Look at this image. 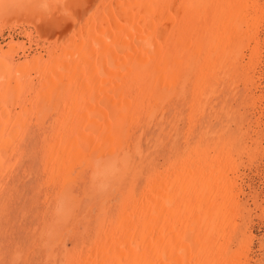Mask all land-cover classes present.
Here are the masks:
<instances>
[{"label": "rangeland", "instance_id": "rangeland-1", "mask_svg": "<svg viewBox=\"0 0 264 264\" xmlns=\"http://www.w3.org/2000/svg\"><path fill=\"white\" fill-rule=\"evenodd\" d=\"M235 1L232 0V3H239V0ZM186 2L187 0H180L181 11L184 10ZM197 2H200V7L197 4V10H199L202 8L201 1ZM245 6V11L248 14H258L257 12H259L260 33L256 37L258 43L255 44L250 37L243 36L244 38L242 37L240 40L243 44L239 43L240 50L238 49L225 58L223 61L225 65H220L218 73H213L211 76L210 83L202 86L205 87L204 93L198 95L197 84L200 75H202L204 67L202 64L206 63L209 49L206 46L201 51L197 49L198 53L196 49L192 52V42L194 43L197 38L194 34L197 26H200L201 30H205L210 25L203 19L198 22L186 23L183 26L184 31L179 34L182 36L183 45L177 53L179 62L177 71L171 78H168L167 88H162L161 85L157 86L161 79L158 75L153 77V82L157 87L155 88L157 94L155 97H159V99L157 98L158 101H147V106L143 107L145 111H137L138 114L141 113V116L136 118L134 126H131L124 136H121L117 131H115L116 133L110 132L111 138L109 139L112 141L109 140V143H104L103 136L100 134L101 128L95 127L93 132H89L88 126L83 129V136L87 133L89 136L83 138L80 136L81 140L77 137L70 140L73 144L76 143L75 145L78 142V147H82L84 151L87 149V152L89 149L92 152L95 146L96 152L93 150L91 153V155L93 154L91 162H85L83 167L77 163L71 165L72 170H68L69 165L68 167L62 165L63 160H52L54 165H50L49 160L52 152L51 145L57 139L55 136H58L62 118L64 116L66 118L73 117V114L71 116L67 112L68 109L70 110L74 105L84 106L85 112L89 109V107L86 108L89 104L88 100H82V96L91 93L86 92L90 87L85 81H77L79 84L75 81L71 83L69 81L71 80L69 79L70 71L67 74L68 70H66L60 73L61 78L59 75L57 76L61 80L57 77H55L56 80L46 78V81H49L48 86L52 85L50 95L48 93L39 97V87H37L35 90L33 88L27 89L29 91L21 90L22 92H18V95L15 94L17 97H11L12 99L8 100L9 112L6 111L3 116H0V132L2 133H0V137L5 136L8 138L7 141H13L10 148L5 140L7 145H3L1 150L2 152L7 151L9 158L1 166L0 171V174L4 172L0 177V264H91L88 261L99 251L98 246L100 247L104 236L113 237L120 222L134 216L141 198L150 202L151 195L157 192L168 196L167 190L171 186L184 189L191 186L197 187L199 184L201 187L207 179L212 178V173H214L212 179L216 180L212 184V189H217L216 193L225 195L231 208L228 223V229L231 231L227 229L230 234L228 233V236L220 241V245L224 244V254L221 256L219 264H228L236 258L240 264H264V0H254L253 4L252 0H247ZM198 14L197 12L193 13L196 16ZM25 28L23 25L16 26L13 32L7 29L0 40L6 43L13 39L18 44L25 40L28 41L23 31ZM41 45L40 43L38 46ZM29 46H31L30 43ZM38 46L30 47L28 55H21L22 57H18L17 61L31 60L34 54L45 50L43 48L37 50ZM254 47H257L256 58L250 55ZM55 50L53 47H48L43 53L49 60L51 54L57 53ZM194 56L195 60L198 59L195 62L193 61ZM185 60L186 63L193 61L194 68L192 65V68L188 69L190 72L186 69V74L181 75L184 71L183 67L186 66L184 65ZM52 67H49L51 70L47 69V73H51ZM199 68L201 69L199 70ZM37 70L32 74H38ZM155 73L156 71L151 69V75ZM190 73L192 78L194 76V81L191 76H188ZM63 75L66 77L63 78ZM183 78L189 82H185ZM57 80L59 82H55ZM176 83H179L178 87ZM16 84L18 83L14 81L11 86ZM62 84L66 85L64 90L60 88ZM168 85H172V87ZM76 87L78 88L76 89ZM69 88H71L70 91ZM52 89L53 92L58 90L57 94L52 93ZM68 91L69 93L66 95ZM51 95L54 96L52 100L49 99ZM69 95L72 96V99H69ZM194 95L199 96V99L195 101ZM62 99L64 100L62 101ZM76 99L82 100V102L75 103ZM164 102L165 104H163ZM38 108L39 110H36ZM46 108L47 110H45ZM57 108L59 109L57 110ZM87 112L89 114V110ZM194 114L195 116H191ZM14 125H16V129H13ZM10 127L12 128L10 129ZM14 130L17 131L14 132ZM11 135L13 137H10ZM64 142L66 143V141ZM116 144L118 145L116 146ZM108 150L112 154H109ZM108 154L111 156L109 157ZM118 157L122 159V163ZM2 158L5 157L0 159ZM129 159L131 163L127 164ZM132 159L134 162L131 161ZM101 160L103 162H100ZM90 163L93 167L90 166ZM105 165L107 167H104ZM75 167L79 169L77 170ZM63 169L67 172H62ZM95 174H97L96 178ZM105 174L106 177L104 176L103 179ZM197 180L199 183L195 184ZM64 182L69 188L65 186ZM67 192L70 193V196ZM101 232L102 234H100ZM227 253L229 254L227 255ZM261 261L262 263H260Z\"/></svg>", "mask_w": 264, "mask_h": 264}, {"label": "bare ground", "instance_id": "bare-ground-1", "mask_svg": "<svg viewBox=\"0 0 264 264\" xmlns=\"http://www.w3.org/2000/svg\"><path fill=\"white\" fill-rule=\"evenodd\" d=\"M197 1L198 0H187L184 10L181 11L180 0H0V37L5 35V30L8 29L13 32L16 29V26L23 25L26 27L23 31L26 34V38L28 39V41L25 39V41L22 40L23 42L20 41L21 43L19 44L13 39H10L6 43L5 41L3 42L0 40V116H3V113L6 111L9 112L7 103L8 100L12 99L13 97H17L15 94L18 95L17 93L22 92L21 90L29 91L27 89L33 88L35 90L37 87H39V97L43 95L45 96L48 93L50 95V89L52 88V85L50 84V87L48 86L49 81H46V78L48 80L51 78L56 80L55 77L58 75L59 78H61L60 73L63 71L68 70L67 74L70 71L69 79L71 80L69 81L71 83L72 81H85L90 87V91H88V89L86 92L91 93L82 96L83 101L86 99L88 100L89 104L86 106V108L89 107V114L87 112L88 110L85 112L84 106L82 107L79 105L77 107L74 105V107H70L71 109H68L67 111L71 116L73 114V117L68 116L66 118V116L63 117L62 115L63 121L61 120L62 124L58 128V136H55L57 139L51 145L52 152L49 161L50 165H54V161L52 162V160L61 159L63 160L62 165L67 167L69 165L68 170H72L73 167L71 165H75L77 163L81 166L84 165L85 162L87 163L90 161V159H92L91 156L93 157V154L91 155V153L93 152L95 146L94 148L92 147V152H90V149L87 152V149L84 151L82 147V149L80 146L78 147L77 141V145H75L76 143L73 144V142L70 140H74V137H77L81 140V138L87 136L89 133L83 136V129L88 126L89 129L87 130L89 132H93L95 127L99 129L101 128L102 131L100 134L103 136L104 143H109V140H111L109 139L111 138L110 132L117 131L121 136H124V133H126L129 128H131V126H134L136 118L141 116V113L138 114L137 111H145L144 108L148 104L147 101L152 102L156 100L158 101L159 99V97H157L158 99L155 97L157 95L155 88L157 87H155L153 77L158 75L161 79L157 86L161 85L162 88H167L166 84L168 78H171L175 74V71H177L179 66V62L177 61V53L178 49H181L183 45L182 36L179 34L181 31H184L183 26H185L186 23H191L194 21L198 22V20L200 21L203 19L210 25L205 30H201V27L197 26L196 31L194 32L197 38L194 43L192 42V52H194L195 49L196 52L197 49L198 51H201L206 46L209 49L206 63L202 64L204 65L202 68V75H200L201 77L199 79V83L197 82L198 91L196 92L198 95L204 93L203 89L205 87L203 88L202 86L208 85V83H210L211 76L213 73H218L217 70L220 69V65H225L223 64L225 58L238 49L240 50V44H243V42L240 40L243 36L250 37V39L253 40L255 44L258 43L256 37L260 33V24L258 20L259 12H257L258 14H248L244 8L247 0H239V3L237 4H233L232 0H200L202 8L199 10H197V4H199L200 7V2ZM253 1L254 0H252V4ZM195 11L199 13L197 16L193 15V13H196ZM262 15L261 17H263ZM179 26H181L182 29ZM29 43L31 46H29ZM40 43L42 45L39 47L38 45ZM34 44L38 46L37 50L39 48L46 50L48 47H53V49H56L55 51L57 53L51 54L50 59L48 60V57L46 58L45 54L43 53L45 51L44 50L34 54L31 60H22V62H18L17 58L22 57L24 54L30 52V47H34ZM250 55H252L253 58L257 57V47H254ZM193 59L194 62L198 60H195V56ZM188 60L190 59L188 58ZM192 62L188 61L186 63L185 60L184 65L186 66L183 67L184 71L182 74L180 73L181 75L186 74L185 72H187L189 68H192V65L194 68V64ZM201 62L203 63V60ZM49 67H52L54 70L53 73V70L51 73H47V69H50ZM151 69L156 71L154 75H151ZM200 69L201 68H199V70ZM35 70H37L36 73L38 74H35L37 76L32 74V72ZM188 71L190 72V70ZM191 73L188 76H191ZM62 77L65 78L66 76L63 75ZM59 78L57 77V79ZM63 78L62 80L65 81ZM193 78L192 81H194ZM183 79L185 81V78ZM14 81L18 84L11 86L12 82ZM55 82L59 81L57 80ZM185 82L189 81L187 80ZM176 84L178 87L179 83ZM65 86L62 84L60 88H63L64 90ZM168 86L172 87V85ZM73 87L75 88V86ZM78 87H76V89ZM70 89L71 88L68 90L70 91ZM197 89L195 88V90ZM57 91L58 90H54L53 92L52 89V93L57 94ZM69 91L66 95H68ZM52 95L49 98L51 100L54 97ZM63 95H65L64 91ZM68 97L69 99H72L71 95ZM198 99L199 96L197 97L194 95V100L196 101ZM63 100L64 99H62V101ZM82 100L76 99L75 103H80ZM163 100L165 101V99ZM163 104H165V102ZM22 106L24 105L22 104ZM38 106L40 107V105ZM27 107L29 108V106ZM58 109L59 108H57V110ZM32 110L34 111V109ZM36 110H39V108ZM45 110H47V108ZM18 116L20 115L18 114ZM191 116H195V114ZM141 118L143 119V117ZM11 128L12 127H10V129ZM13 129H16V125L13 126ZM16 131L14 130V132ZM10 137H13V135ZM120 138L122 139V137ZM7 139L8 138H5V136L0 137V158L5 157L0 159V171L1 166L4 165V163L9 158V154L6 150V152L1 151L2 146L7 145L8 143L10 147V145L13 143L12 140L7 141ZM65 139L68 140V143ZM64 141H66L67 144ZM117 145L118 144H116V146ZM116 150L118 151V149ZM109 154H112V152H109ZM110 156L111 155H109V157ZM94 157H96V155ZM118 159L120 158L118 157ZM120 160L122 163V159ZM96 161L98 160L96 159ZM131 161H133V159ZM100 162H103V160ZM129 162L130 159L127 164ZM92 163H90V166H92ZM99 165L100 163L98 166ZM107 165H109V163H107ZM121 166L124 165L121 164ZM104 167L107 166L105 165ZM65 171L66 170L63 169L62 172L65 173ZM98 172L101 171L98 170ZM2 173L0 174V177ZM94 176L96 178L97 174ZM104 176L106 177V174L103 175V179ZM213 176L214 173H212V178ZM98 177L101 178V176ZM109 177L111 178V176ZM212 178L210 177L207 179L206 183L201 187L198 184L199 180H197V183H195L198 184L197 187L191 186L189 188L182 189L178 186H171L167 190L169 193H167L168 196H165L164 193L161 194L157 192L154 195H151L152 197L150 202H146L145 198H141V200L139 199L140 202L138 203L134 216H130L128 219L120 222L118 225V230L117 232L115 231L116 233L113 235V237H107L108 235L106 237L104 236L102 243H99V251L97 253L95 252L96 254L91 256L92 258L90 257L88 262L91 264H219L220 258L224 254V244L223 246L220 245V241L224 240L225 237L228 236V231L230 230L228 229V223L230 221L231 208L226 196L216 193L217 189H212V184L214 181H216ZM59 181L61 182V179H59ZM65 186H67V183H65ZM68 194V196H70V193ZM71 198L70 200H72ZM104 208L105 207L103 205V209ZM122 219L123 217L121 220ZM100 234H102V232ZM229 253H227V255ZM72 257L75 258V256ZM225 259L224 261L226 262ZM237 259L238 258L234 259L232 262H228V264H240ZM262 261L260 263H262Z\"/></svg>", "mask_w": 264, "mask_h": 264}]
</instances>
